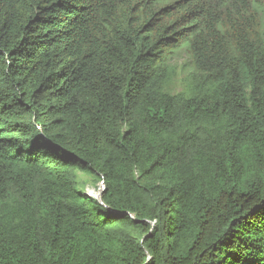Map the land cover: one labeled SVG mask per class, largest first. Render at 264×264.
<instances>
[{
  "label": "trees",
  "instance_id": "trees-1",
  "mask_svg": "<svg viewBox=\"0 0 264 264\" xmlns=\"http://www.w3.org/2000/svg\"><path fill=\"white\" fill-rule=\"evenodd\" d=\"M0 264H264V0H0Z\"/></svg>",
  "mask_w": 264,
  "mask_h": 264
},
{
  "label": "rangeland",
  "instance_id": "rangeland-1",
  "mask_svg": "<svg viewBox=\"0 0 264 264\" xmlns=\"http://www.w3.org/2000/svg\"><path fill=\"white\" fill-rule=\"evenodd\" d=\"M188 55L185 52L178 53L172 58V66L170 71L173 74L172 84L169 90L172 92H180L186 88L187 84L197 77L196 73L191 72V68L188 65ZM81 176V182L87 187L85 190L82 186L78 185V189L85 192V194L90 195L89 191L98 192L101 188L94 189L86 176ZM88 190V191H87ZM95 198V197H94Z\"/></svg>",
  "mask_w": 264,
  "mask_h": 264
},
{
  "label": "water",
  "instance_id": "water-1",
  "mask_svg": "<svg viewBox=\"0 0 264 264\" xmlns=\"http://www.w3.org/2000/svg\"><path fill=\"white\" fill-rule=\"evenodd\" d=\"M102 194H103V190H99L97 194L94 196L100 203H102V199H101Z\"/></svg>",
  "mask_w": 264,
  "mask_h": 264
},
{
  "label": "bare ground",
  "instance_id": "bare-ground-1",
  "mask_svg": "<svg viewBox=\"0 0 264 264\" xmlns=\"http://www.w3.org/2000/svg\"><path fill=\"white\" fill-rule=\"evenodd\" d=\"M87 191H88V190H87ZM89 194L94 196V195H96V192L89 191Z\"/></svg>",
  "mask_w": 264,
  "mask_h": 264
},
{
  "label": "clouds",
  "instance_id": "clouds-1",
  "mask_svg": "<svg viewBox=\"0 0 264 264\" xmlns=\"http://www.w3.org/2000/svg\"><path fill=\"white\" fill-rule=\"evenodd\" d=\"M102 187H103V185H101V189H100V190H103ZM96 194H97V192H96ZM86 195H87V194H86ZM88 196H90V197H94L95 195H94V196H93V195H88ZM95 199H96V198H95Z\"/></svg>",
  "mask_w": 264,
  "mask_h": 264
}]
</instances>
